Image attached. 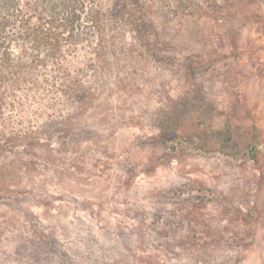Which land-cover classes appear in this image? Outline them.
<instances>
[{
    "label": "rangeland",
    "instance_id": "374dc122",
    "mask_svg": "<svg viewBox=\"0 0 264 264\" xmlns=\"http://www.w3.org/2000/svg\"><path fill=\"white\" fill-rule=\"evenodd\" d=\"M93 1L112 26L109 53L101 55L105 68L95 73L91 66L103 41L83 45L75 66L86 63L87 84L98 90L90 88L81 115L83 125L96 130L63 145L61 133L44 132L59 101L29 97L10 123L20 122L14 133L31 123L43 127L33 134L42 145L30 150L43 160L31 164L36 171L28 176L20 158L0 159L9 165L2 173H11L17 185L45 183L68 199L33 208L57 224L85 264H264V0ZM129 25L152 27L160 44L175 49L151 44L153 54L143 48L144 59L139 50L125 55V42L134 40ZM168 53L178 58L174 65L165 61ZM187 55L203 58L206 66L195 61L192 69L202 90L189 81ZM176 110L201 113L194 131L199 146L179 158L157 140ZM159 189L167 195L178 190L179 207L189 209L193 200L206 205L193 207L182 227L162 236L149 227L151 197ZM202 189L224 191L227 198L210 202ZM165 209L176 208L170 202ZM15 217L0 208L1 231L19 226Z\"/></svg>",
    "mask_w": 264,
    "mask_h": 264
},
{
    "label": "trees",
    "instance_id": "16d2710c",
    "mask_svg": "<svg viewBox=\"0 0 264 264\" xmlns=\"http://www.w3.org/2000/svg\"><path fill=\"white\" fill-rule=\"evenodd\" d=\"M107 19L101 9L94 5L93 0H0L1 160L20 158L23 160L20 171L28 176L36 171V168H30L31 164L43 160L38 154L30 151L42 145L40 135L36 137L33 134L38 133L43 127L31 123L28 127L23 126L22 132L14 133V130H17L14 126L20 122L10 123L14 115L23 110L22 103L28 101L29 97L35 99L33 97L36 96L46 103L59 101L54 108L58 115L49 120L44 132L48 135L56 131L61 133L63 145L67 140H75L76 137L86 136L88 139L92 137L93 134H90L96 129L90 125H83L85 123H82L81 115L90 97V88L98 90L97 87L95 89L92 88L93 85L87 84L86 78L90 68L86 63L80 67L75 65L79 63L76 62V58L83 57L80 56L83 45L96 46L103 41L102 53L100 55L98 52L95 53L91 66L94 67V72L100 67L105 68V62H101V55L109 53L111 36L107 34L109 32L107 29L111 31L112 27ZM134 22L132 20V23ZM129 27L133 30L134 40L133 45L125 42V46L122 47L127 56L139 50V55L141 54L144 59L147 54L143 52V48L153 54L152 47L149 48L151 44H155V48L161 51H171L169 50L171 47L175 49L171 43L160 44L163 42H159L154 38L155 35L150 34L155 31L152 27L146 29L138 25ZM115 48L116 51L117 47ZM172 55L168 53L165 57V61L170 65H174L175 60H178L176 55ZM184 59H186L184 68L187 70L190 83L200 87L201 83L197 81L199 72L192 69L195 68V61L202 65V68L205 67L203 58L197 57L195 60L187 55ZM200 89L202 90L201 87ZM41 91L44 92L43 95ZM176 112V115H168L162 122L157 140L161 146L172 152L173 157L179 158L185 152H191L199 146L197 141L199 137L194 131L197 130L196 123L201 113L186 111L183 114L180 110ZM86 127L88 131L85 133ZM98 132L99 130L95 135H98ZM48 160L51 161V158ZM5 164L6 162L0 161V208L16 215L15 218L20 224L3 231L0 227L1 264L5 260L7 264H85L86 261L82 260V251H74L67 246L57 224L33 208L35 205L46 208L55 200L68 199L62 198L64 195H54L42 182L31 181L26 185L13 183L8 177L11 173H2L8 171L9 165ZM163 191L155 190L152 194L153 208L150 213L153 216L149 225L162 236L166 235L167 228L182 227L193 207L206 205L205 200L198 202L193 200V205L189 209L179 207L178 204H182L179 201L181 193L176 190V193L167 195ZM200 193L210 202L215 200L220 202V196L227 198L224 191L217 193V190L202 189ZM170 202L174 203L176 208L172 212L165 209V205ZM229 204L233 202L228 201ZM249 210L251 212V207ZM145 219L148 218L140 220L142 224H146ZM145 228L143 226L144 231ZM190 229L194 230L192 227ZM144 231L138 234L142 235ZM146 235L149 234L145 231ZM157 246L162 247V244ZM98 252L103 251H97L95 254H99ZM121 253L124 254L125 251ZM88 262L87 264H97L96 261Z\"/></svg>",
    "mask_w": 264,
    "mask_h": 264
}]
</instances>
